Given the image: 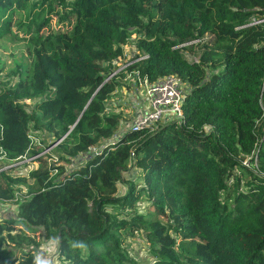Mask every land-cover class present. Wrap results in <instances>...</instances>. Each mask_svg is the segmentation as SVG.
Masks as SVG:
<instances>
[{"label":"trees","instance_id":"trees-1","mask_svg":"<svg viewBox=\"0 0 264 264\" xmlns=\"http://www.w3.org/2000/svg\"><path fill=\"white\" fill-rule=\"evenodd\" d=\"M12 34L33 61L14 89L0 84V152L39 154V130L59 144L58 162L36 158L20 219L0 220V264H34L22 224L57 240L56 264H140L123 244L136 233L144 264H264V0H0V39ZM133 36L148 57L132 72L186 86L181 121L120 129L107 113ZM132 162L141 182L125 179ZM0 177V200L27 183Z\"/></svg>","mask_w":264,"mask_h":264},{"label":"rangeland","instance_id":"rangeland-1","mask_svg":"<svg viewBox=\"0 0 264 264\" xmlns=\"http://www.w3.org/2000/svg\"><path fill=\"white\" fill-rule=\"evenodd\" d=\"M52 27L54 29L61 28V25H58L55 19L52 22ZM48 31V29H46ZM137 36H133L130 40V43L125 46V57L117 60L114 63V72L110 75H119V87L118 90L114 93L112 98L108 100V111L107 113L119 114L123 118V123L120 129L131 124V122L136 118L138 112L141 110V107H136V105L143 100L145 92L144 83L136 79L135 74L129 68L136 63L141 62L145 59L146 54L139 55V49L137 47ZM191 42L189 45H192ZM29 43L25 40L19 39L16 35H8L0 39V84L3 87L9 89H14L20 80L25 79L24 77L31 71L32 68V56L29 54L28 49ZM187 58L193 60V57H197L192 48L185 51ZM138 56V57H137ZM69 90L73 94L76 90L75 84L73 82L69 83ZM140 98V99H138ZM38 100H19V102L26 106L29 111H33L35 104ZM144 104V101L139 103L138 106ZM21 116H26L22 114ZM44 131L39 130L33 132V141L34 144L41 142L43 144L44 138H42ZM54 144V143H53ZM38 145V144H37ZM56 149V147H54ZM50 150V152L43 153L42 156L48 158L50 162H58L56 152ZM99 146L93 147L88 154H93ZM40 148H34L38 150ZM33 150V149H32ZM31 150V151H32ZM30 151V153H31ZM43 151V149H42ZM41 151V152H42ZM28 153L27 155H21L16 160L8 159L6 155H3L0 152V174L5 173L11 178H26L27 183L25 184H14L16 190V197L13 200L6 201L0 200V220L6 218H16L18 217V206L20 201L25 199L27 192L29 190L28 185L32 183V180L29 179V172L37 166L36 158L33 155ZM83 159L81 160V162ZM68 165V167H72ZM126 180H134L135 182H141L142 177L136 167L131 164L130 170L125 174ZM1 180V177H0ZM122 185V192H124ZM137 210H140L143 213L147 214H156L153 210L151 203L142 199L141 203L138 204ZM19 231L24 232L35 240V243L38 245H33L36 248V255L40 254L45 259L50 261V264H56L58 262L57 252H58V243L56 239L46 238L41 229H33L32 227L22 224L19 225ZM126 247L129 255L137 263L144 264L145 262H150V255L148 251V243L144 238L143 234L136 233L135 235L127 236L123 242Z\"/></svg>","mask_w":264,"mask_h":264},{"label":"built area","instance_id":"built-area-1","mask_svg":"<svg viewBox=\"0 0 264 264\" xmlns=\"http://www.w3.org/2000/svg\"><path fill=\"white\" fill-rule=\"evenodd\" d=\"M147 57L148 55L145 58ZM133 73H136L137 80L144 83L142 86H144L145 92H143V100L139 102L144 101V104L138 106V103L136 105L138 108L141 107V110L131 124H129V127L156 128L162 122H178L183 119L186 86L177 76L170 75L155 82H149L147 79H141L138 72L134 71ZM37 144L43 147V151L34 155V158L42 156L43 153L50 152V150L59 144V141L50 146H46V144H42L41 142Z\"/></svg>","mask_w":264,"mask_h":264},{"label":"clouds","instance_id":"clouds-1","mask_svg":"<svg viewBox=\"0 0 264 264\" xmlns=\"http://www.w3.org/2000/svg\"><path fill=\"white\" fill-rule=\"evenodd\" d=\"M81 247H84V245H81ZM34 264H50V261L40 254H37L34 259Z\"/></svg>","mask_w":264,"mask_h":264}]
</instances>
